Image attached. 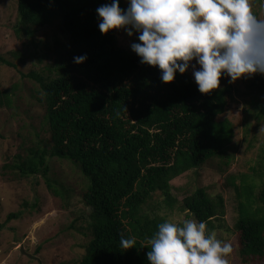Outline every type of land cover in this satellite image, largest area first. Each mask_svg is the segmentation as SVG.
Returning a JSON list of instances; mask_svg holds the SVG:
<instances>
[{"label":"trees","instance_id":"16d2710c","mask_svg":"<svg viewBox=\"0 0 264 264\" xmlns=\"http://www.w3.org/2000/svg\"><path fill=\"white\" fill-rule=\"evenodd\" d=\"M111 2L17 0L13 28L17 39H32L55 19L61 21L68 39L53 51L49 73L22 74L38 84L51 144L49 149L37 145L24 149L25 156H15V169L22 177L40 175L54 196L67 190L57 188L48 159L67 160L80 171L87 186L79 196L89 211L93 237L79 264H149L147 239L167 220L151 208L157 193L164 209L179 203L180 211L205 221L212 233L225 224L221 194L211 196L197 188L179 202L170 182L218 157L232 143L234 126L228 119H217L227 108L226 91L202 94L190 68L164 83L158 67L141 64L131 48L118 46L115 29L100 32L96 9ZM119 3L124 9L122 0ZM10 54L23 61L17 51ZM84 54L83 63H74V57ZM0 62L16 69L8 60ZM258 81L254 84L264 101V82ZM9 100L8 93L0 90V105ZM257 106L264 115V103ZM261 150L260 168L264 141ZM258 178L259 185L243 178L235 192L234 230L243 264H264L263 170ZM122 234L135 237L136 246L123 249Z\"/></svg>","mask_w":264,"mask_h":264},{"label":"rangeland","instance_id":"374dc122","mask_svg":"<svg viewBox=\"0 0 264 264\" xmlns=\"http://www.w3.org/2000/svg\"><path fill=\"white\" fill-rule=\"evenodd\" d=\"M122 2L127 8V0ZM16 7L17 0H0V58L16 65L14 69L0 62V90L10 98L0 105V264H79L84 247L93 237L89 211L79 196L87 186L80 171L67 160L48 159L50 176L57 188L67 190L65 195L54 196L40 175L22 177L15 169V156H25L24 149L35 145L49 149L51 144L44 126L38 84L22 74L49 73L53 51L64 46L68 38L61 21L55 19L50 26L38 29L32 39H17L13 31ZM253 10L264 19V1L253 0ZM115 34L123 49L129 50L133 42H138L135 33L129 37L125 31L115 30ZM13 51L23 61L11 56ZM190 76L195 82L191 67ZM258 80L264 82V75L253 74L234 82L221 78L219 90L226 91L227 108L217 119H228L233 124V141L218 157L170 182L171 193L179 202L197 188H204L211 196H223L225 224L213 233L232 243L230 264H243L234 230L238 219L236 189L243 178L254 179L259 185L258 172L264 171V167L260 168L264 115H260L257 106L264 101L254 84L259 85ZM150 205L168 221L192 219L179 210V203L172 210L164 209L158 193Z\"/></svg>","mask_w":264,"mask_h":264},{"label":"clouds","instance_id":"9594fccd","mask_svg":"<svg viewBox=\"0 0 264 264\" xmlns=\"http://www.w3.org/2000/svg\"><path fill=\"white\" fill-rule=\"evenodd\" d=\"M100 32L123 30L139 42L130 45L141 64L158 67L169 83L190 67L199 92L220 88L253 74L264 75V19L253 10V0H119L97 9ZM87 54L74 57L80 64ZM195 60V64L192 61ZM135 237L121 235L120 246H136ZM149 264H230L231 242L218 239L205 221L165 220L147 239Z\"/></svg>","mask_w":264,"mask_h":264}]
</instances>
